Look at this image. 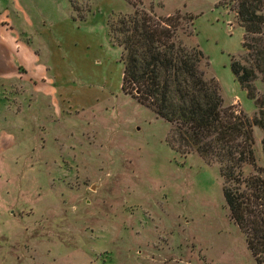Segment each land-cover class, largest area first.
<instances>
[{"label":"rangeland","instance_id":"1","mask_svg":"<svg viewBox=\"0 0 264 264\" xmlns=\"http://www.w3.org/2000/svg\"><path fill=\"white\" fill-rule=\"evenodd\" d=\"M129 1L194 16L225 103L253 115L230 70L231 56L245 62L228 0ZM131 11L127 0H0V58L12 55L0 75V264H257L218 165L172 149L169 123L121 88L109 24ZM262 137L255 127L264 170Z\"/></svg>","mask_w":264,"mask_h":264},{"label":"trees","instance_id":"2","mask_svg":"<svg viewBox=\"0 0 264 264\" xmlns=\"http://www.w3.org/2000/svg\"><path fill=\"white\" fill-rule=\"evenodd\" d=\"M127 1L132 11L109 24L120 49L122 90L169 123L165 141L172 149L218 165L229 217L256 263L264 264V170L253 151L257 127L264 156V90L255 84L259 79L264 86V0H228L243 29L245 62L231 56L230 70L253 102L252 116L225 103L208 56L194 42V16L178 10L161 17ZM247 165L254 172L244 174Z\"/></svg>","mask_w":264,"mask_h":264},{"label":"crops","instance_id":"3","mask_svg":"<svg viewBox=\"0 0 264 264\" xmlns=\"http://www.w3.org/2000/svg\"><path fill=\"white\" fill-rule=\"evenodd\" d=\"M3 35L0 37V47H2V45H1V43H3ZM4 49V48H3ZM10 50V49H9ZM9 50L7 49V57L5 58V56H2L1 58H0V75H4V73H5V71L6 70H4L5 68H4V66L2 65V64H8V67H9V64L11 65V59H12V55L10 54V52H9ZM25 50H26V47L25 46H23V48H21L20 47V51L19 52H21L22 54H25ZM3 68V70H1ZM9 69H11V68H9ZM8 71H6V73H7ZM30 73H31V75H34V74H36L37 73V71H35L34 69H31V71H29Z\"/></svg>","mask_w":264,"mask_h":264}]
</instances>
